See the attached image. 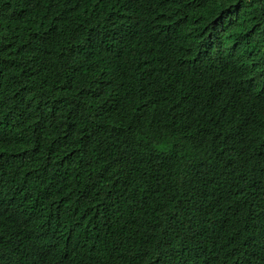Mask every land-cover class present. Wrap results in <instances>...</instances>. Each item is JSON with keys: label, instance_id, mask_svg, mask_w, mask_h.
<instances>
[{"label": "trees", "instance_id": "1", "mask_svg": "<svg viewBox=\"0 0 264 264\" xmlns=\"http://www.w3.org/2000/svg\"><path fill=\"white\" fill-rule=\"evenodd\" d=\"M162 259L264 264V0H0V264Z\"/></svg>", "mask_w": 264, "mask_h": 264}, {"label": "snow or ice", "instance_id": "2", "mask_svg": "<svg viewBox=\"0 0 264 264\" xmlns=\"http://www.w3.org/2000/svg\"><path fill=\"white\" fill-rule=\"evenodd\" d=\"M165 255H167V254H165ZM162 264H168V262L167 261H163V259H162Z\"/></svg>", "mask_w": 264, "mask_h": 264}]
</instances>
